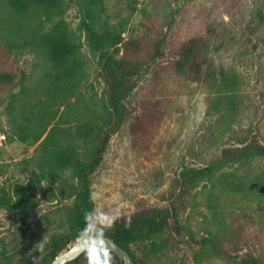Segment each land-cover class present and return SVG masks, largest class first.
Masks as SVG:
<instances>
[{"label":"rangeland","instance_id":"1","mask_svg":"<svg viewBox=\"0 0 264 264\" xmlns=\"http://www.w3.org/2000/svg\"><path fill=\"white\" fill-rule=\"evenodd\" d=\"M19 1L3 0L5 12ZM85 2L60 0L44 23L50 30L63 19L79 48L75 78L71 65L64 68L65 84L74 89L66 91L69 100L58 107L44 145L22 141L17 127L24 92L40 82L49 62L25 46L22 37L34 29L18 27L13 14L15 29L0 35V194L27 183L44 161L51 169L77 156L88 160L103 135L78 115L109 116V61L132 89L122 101L123 123L90 174V221L152 220L153 210H165L148 236L159 241L156 250L144 241L124 242L140 264H242L249 251L264 258V194H257L264 157L186 185V170L210 164L227 147L252 138L264 143L263 0H101L94 8L97 29L116 39L106 43L103 60L79 25ZM72 171L64 168L63 184L47 179L38 188L24 251L16 219L0 209V264H38L62 243V251L76 243ZM229 180L254 193L229 191ZM210 237L215 244L203 243ZM70 264L118 263L105 251H90Z\"/></svg>","mask_w":264,"mask_h":264},{"label":"trees","instance_id":"2","mask_svg":"<svg viewBox=\"0 0 264 264\" xmlns=\"http://www.w3.org/2000/svg\"><path fill=\"white\" fill-rule=\"evenodd\" d=\"M101 0H86L83 16L80 19V28L85 33L86 39L101 51V60L104 58V48L107 42H115L106 33H101L97 29L96 15L94 8L98 6ZM264 3V0H263ZM3 0H0V35L2 32L10 33L14 28L13 22L9 23L11 14L16 17V24L23 29L30 26L34 29L31 35H24L23 41L26 45L32 46L35 52L44 62H49V68L42 73V79L32 90H26L23 98V121L17 127L19 138L24 142H39L44 145L52 139V134L48 131L54 119L57 118L59 106L69 100L67 90L72 93L74 86H67L65 83L68 76L65 75L64 68L71 65L73 79L77 75L75 63L78 61L79 48L72 34L67 32V25L64 20L50 30H45L44 23L52 19L56 12L61 8L60 0H20L17 5L11 7L5 12ZM8 13L5 17V14ZM111 29V28H110ZM112 30V29H111ZM25 32V31H24ZM111 32V31H110ZM113 34V32H112ZM4 35V33H3ZM7 38V37H6ZM56 69V70H55ZM104 69L111 81L110 95L108 98L109 116L105 118L101 113L92 115H78L83 124L93 128L95 133H102L100 142L96 143L95 150L90 153L88 160L84 161L77 156L70 161L58 162L56 167L49 168L47 161L40 164L39 171L29 178L25 184H17L12 190L4 191L0 194V209L7 210L17 221L19 235L22 237L21 245L24 251L29 246V240L26 236L28 229L32 228L30 217L36 211V194L42 182L49 179L58 184H63L64 177L62 171L64 168H72L73 177L77 181V192L75 195V212L71 213V235L70 239L86 233H101L113 237L120 245L128 250L137 264H140L135 255L125 245L124 242L144 241L150 250H156L159 241L157 239L149 240L150 233L158 230V220L165 210H153L152 220L142 219L137 222H128L124 218H118L105 226L94 225L90 221L91 214L95 208V200L92 193L90 174L97 168L103 159V154L107 148L111 131L121 126L124 120V104L126 92L132 89L126 79H121L117 75L116 69L105 61ZM3 77V76H2ZM0 75V82L4 78ZM2 79V80H1ZM67 87H66V86ZM85 140H90V135L86 132L83 136ZM72 144L77 145L76 143ZM70 157V156H69ZM210 164L191 168L186 171L188 177L186 185H194L201 179L214 180L218 171L226 166L239 164L246 165L256 157H264V143L251 139L248 142H242L239 145H232L223 150L221 155H217ZM57 160V159H56ZM58 161V160H57ZM56 161V162H57ZM46 162V163H45ZM229 191L237 192L240 186L233 180L227 182ZM251 186H247L240 191L244 193H254ZM257 194H264V185L257 189ZM16 238V239H17ZM215 244L213 238H208L203 243ZM67 242L58 246L49 256L43 257L38 264H49L66 246ZM2 248H7L6 246ZM90 251H105L112 255L117 263L120 264L117 255L100 245H93L86 249L76 259L67 264L78 262L85 253ZM8 258V256H5ZM242 264H264V258L248 252L246 257L239 260Z\"/></svg>","mask_w":264,"mask_h":264},{"label":"water","instance_id":"3","mask_svg":"<svg viewBox=\"0 0 264 264\" xmlns=\"http://www.w3.org/2000/svg\"><path fill=\"white\" fill-rule=\"evenodd\" d=\"M93 245H100L114 252L119 258L120 264H137L126 248L113 237L101 233H86L78 236L73 246L60 252L49 264H67Z\"/></svg>","mask_w":264,"mask_h":264}]
</instances>
